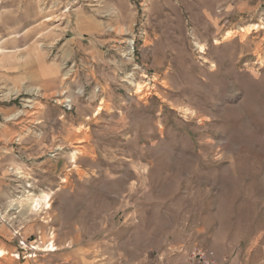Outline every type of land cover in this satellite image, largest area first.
I'll list each match as a JSON object with an SVG mask.
<instances>
[{"label": "rangeland", "instance_id": "obj_1", "mask_svg": "<svg viewBox=\"0 0 264 264\" xmlns=\"http://www.w3.org/2000/svg\"><path fill=\"white\" fill-rule=\"evenodd\" d=\"M197 248L264 264V0H0V264Z\"/></svg>", "mask_w": 264, "mask_h": 264}, {"label": "built area", "instance_id": "obj_2", "mask_svg": "<svg viewBox=\"0 0 264 264\" xmlns=\"http://www.w3.org/2000/svg\"><path fill=\"white\" fill-rule=\"evenodd\" d=\"M184 259L177 261L175 264H222L211 258L209 253L203 248L184 251Z\"/></svg>", "mask_w": 264, "mask_h": 264}, {"label": "bare ground", "instance_id": "obj_3", "mask_svg": "<svg viewBox=\"0 0 264 264\" xmlns=\"http://www.w3.org/2000/svg\"><path fill=\"white\" fill-rule=\"evenodd\" d=\"M253 28H255L256 27V25L254 24V25H251ZM252 28V29H253ZM248 29V28H247ZM65 79V78H64ZM142 85V84H141ZM140 84H138L137 85V88L138 89H140ZM143 87V86H142ZM61 93V92H60ZM69 101V100H68ZM100 109V107H98V110ZM88 118V117H87ZM78 134V133H77ZM74 156V155H73ZM30 195V194H29ZM47 197H48V195H47V193L46 194H44L43 193V195L41 196V198H39V197H32L31 198V202H30V210H33V211H35V212H38L39 210H40V208H41V201H43L44 202V205H45V203H46V199H47ZM30 200V199H29ZM49 200V199H48ZM47 200V201H48ZM47 204V203H46ZM47 208V207H46ZM56 249V247H55V245L53 244V241H51L48 245H47V247L44 249V250H46V251H52V250H55ZM6 253V251L5 250H2V249H0V257H3L4 256V254ZM17 256V255H16ZM33 256V255H32Z\"/></svg>", "mask_w": 264, "mask_h": 264}, {"label": "crops", "instance_id": "obj_4", "mask_svg": "<svg viewBox=\"0 0 264 264\" xmlns=\"http://www.w3.org/2000/svg\"><path fill=\"white\" fill-rule=\"evenodd\" d=\"M177 255L179 257V259L177 261H179L181 259H184L183 258L184 255L183 254H179L178 253ZM165 258L166 257H163V255H161V254L160 255H155V256H153V258H151L150 260L146 261V264H174V261H172L171 259H165ZM224 258H226V257L224 256Z\"/></svg>", "mask_w": 264, "mask_h": 264}]
</instances>
